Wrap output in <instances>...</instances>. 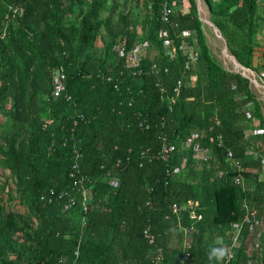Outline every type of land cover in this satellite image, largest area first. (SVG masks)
Returning a JSON list of instances; mask_svg holds the SVG:
<instances>
[{
    "label": "trees",
    "instance_id": "16d2710c",
    "mask_svg": "<svg viewBox=\"0 0 264 264\" xmlns=\"http://www.w3.org/2000/svg\"><path fill=\"white\" fill-rule=\"evenodd\" d=\"M196 2L0 0V264H208L235 228L227 264H264V101ZM201 3L264 86V0Z\"/></svg>",
    "mask_w": 264,
    "mask_h": 264
},
{
    "label": "built area",
    "instance_id": "2783aa9c",
    "mask_svg": "<svg viewBox=\"0 0 264 264\" xmlns=\"http://www.w3.org/2000/svg\"><path fill=\"white\" fill-rule=\"evenodd\" d=\"M169 14H170V9L165 6L163 9V12H162V20L164 22L167 20ZM143 50H144V47H138V48L134 49L129 56V67L132 69L131 70L132 75H136V74L141 72V53ZM187 61L188 62H195L196 57L194 56V54H189L187 57ZM187 67H188V65H187ZM65 80H66V76H65V73L63 71V68L60 67L58 69H55L53 72V75H52V86H53L52 96L54 98H58L63 92H65V87H66ZM182 85H183V82L178 81L176 86H175V92H179V89L182 87ZM66 98H67V100L70 99L69 96H67ZM170 102H171V104H174L175 100L172 99ZM173 151H174V145H169V144L165 143L162 146L160 153H161L162 157L163 156H170ZM227 156H228V159L230 161L231 168L241 170V166H240L239 161H237L233 158L232 153L229 152L227 154ZM233 182L235 185H238L242 188H245L246 182H245L244 178L242 177V175L238 174L237 176H235L233 179ZM83 197L85 200V204L87 205L91 198H89V196H83ZM244 208H245V214H246L244 216V223H249L250 221H254L255 217H256V212L250 211L246 206H244ZM171 211L173 213H177L179 211V207L174 204L171 206ZM144 234L147 238H149L148 229L146 231H144ZM239 234H240V228H235L234 233L232 235H230V237H229L230 244L226 245V247L229 249V251L231 253V257H232V249L237 248L240 245ZM161 252H162V249H159V253L154 257V264H160L161 263V261H162ZM75 255H77V254L75 253ZM59 263L64 264V262H62V261H60Z\"/></svg>",
    "mask_w": 264,
    "mask_h": 264
},
{
    "label": "rangeland",
    "instance_id": "374dc122",
    "mask_svg": "<svg viewBox=\"0 0 264 264\" xmlns=\"http://www.w3.org/2000/svg\"><path fill=\"white\" fill-rule=\"evenodd\" d=\"M200 18H201L202 21H209V15H208L207 8L202 3L200 4ZM205 26H206V33H207L206 35H207L208 43H209V45H210L213 53L223 63V66L226 69H228V70H232V71L239 70L234 65L233 61L230 60V58H227L223 54V49H224V43H223V41L217 36V34L213 31L212 28H210L207 24H205ZM246 75H248V76H250V77H252L253 79L256 80L255 73L246 72ZM258 84L259 85H262L260 83H258ZM253 87H254L255 90H257V94L260 95L261 100L264 101V89L261 88L260 86H255V85H253Z\"/></svg>",
    "mask_w": 264,
    "mask_h": 264
},
{
    "label": "water",
    "instance_id": "95a60500",
    "mask_svg": "<svg viewBox=\"0 0 264 264\" xmlns=\"http://www.w3.org/2000/svg\"><path fill=\"white\" fill-rule=\"evenodd\" d=\"M200 4H201V0H197L196 2V5H197V10H198V13H199V16H200ZM202 21V20H201ZM205 24H207L210 28L213 29V31L217 34V36L223 41L224 43V49H223V54L227 57V58H230V60L233 61L234 65L239 69L237 71H235L236 73H240L243 77H245L246 79H248L253 85L255 86H260L261 88L264 89V86L262 85H259L257 83V81L255 79H253L252 77L246 75V72H250V73H253L252 71L244 68L241 64H239L237 62V60L235 59L234 56L230 55L227 51V45H226V42L225 40L223 39L221 33L219 32V30L214 26V24L212 22L209 21H203Z\"/></svg>",
    "mask_w": 264,
    "mask_h": 264
},
{
    "label": "clouds",
    "instance_id": "9594fccd",
    "mask_svg": "<svg viewBox=\"0 0 264 264\" xmlns=\"http://www.w3.org/2000/svg\"><path fill=\"white\" fill-rule=\"evenodd\" d=\"M206 258L208 264H227V261L231 258V253L221 241L206 251Z\"/></svg>",
    "mask_w": 264,
    "mask_h": 264
}]
</instances>
